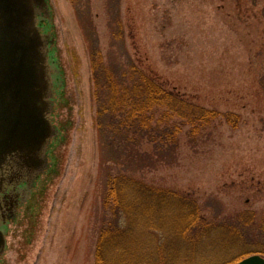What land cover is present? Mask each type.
Listing matches in <instances>:
<instances>
[{"label":"rangeland","instance_id":"obj_1","mask_svg":"<svg viewBox=\"0 0 264 264\" xmlns=\"http://www.w3.org/2000/svg\"><path fill=\"white\" fill-rule=\"evenodd\" d=\"M47 1L50 22L39 25L52 37L53 80L61 75L51 115L58 135L31 207L2 227L0 264H96L104 212L89 57L94 38L105 65L110 55L123 64L129 58L189 102L237 116L218 117L193 138L185 126L175 165L127 173L189 197L202 222L219 227L194 247L182 244L185 236L172 237L179 243L177 259L167 264H236L264 253L262 239L247 237L260 235L253 224L264 220V0ZM236 224L247 227L231 228ZM236 231L253 241L225 240ZM150 234L142 236L143 249L166 241L162 233Z\"/></svg>","mask_w":264,"mask_h":264},{"label":"trees","instance_id":"obj_2","mask_svg":"<svg viewBox=\"0 0 264 264\" xmlns=\"http://www.w3.org/2000/svg\"><path fill=\"white\" fill-rule=\"evenodd\" d=\"M69 1L74 6L80 2ZM91 45L89 57L97 103L95 125L101 146L104 212L96 264H167L177 259L179 243L172 237L185 236L182 244L194 247L214 235L219 227L205 225L196 203L189 197L135 180L127 173L175 165L185 126H189L188 136L193 138L206 131L218 117L234 120L232 117L237 116L220 115L189 102L178 92L165 89L157 78L145 74L129 58L123 64L118 57L110 55L109 64L105 65L95 38L91 39ZM144 145H149V149L145 150ZM119 166L125 174L115 170ZM170 217L174 219L166 223ZM246 224L231 228L242 231ZM253 225L261 230L260 235L247 236L236 231L225 235V240L235 244L237 240L253 241L249 237L262 239L260 243H264V220ZM148 233L149 236L162 233L166 241L156 240L143 249L142 236ZM107 244L113 249H107Z\"/></svg>","mask_w":264,"mask_h":264},{"label":"water","instance_id":"obj_3","mask_svg":"<svg viewBox=\"0 0 264 264\" xmlns=\"http://www.w3.org/2000/svg\"><path fill=\"white\" fill-rule=\"evenodd\" d=\"M47 0H0V257L6 220L48 168L47 153L58 131L52 126L54 83L49 65L51 35ZM57 78V79H56ZM238 264H264L259 256Z\"/></svg>","mask_w":264,"mask_h":264},{"label":"flooded vegetation","instance_id":"obj_4","mask_svg":"<svg viewBox=\"0 0 264 264\" xmlns=\"http://www.w3.org/2000/svg\"><path fill=\"white\" fill-rule=\"evenodd\" d=\"M47 171H48V170H47ZM47 171H45V173H44L43 175H41V177L38 178V179L35 181L34 185H33L32 188L30 189V191H29L28 194L24 195V197L19 196L20 200L17 202V205H16V207H15V213L13 214V220H6V221H5V226H7L9 223L15 222V221L18 219V217H19V215L21 214V211H22L23 209L29 210V208L31 207V204H32V202H31V198H32V196L34 195V192H35V190L37 189L38 184H39V181L41 180V178H42L43 176H45V175L48 173ZM254 255H258V256H260L261 258H263V256H262L260 253H256V254H254ZM252 256H253V255H252ZM249 257H250V256H249ZM247 258H248V257H247ZM245 259H246V258H245Z\"/></svg>","mask_w":264,"mask_h":264}]
</instances>
